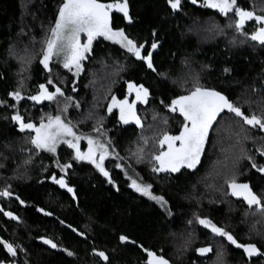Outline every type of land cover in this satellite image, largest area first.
<instances>
[{
  "label": "trees",
  "instance_id": "16d2710c",
  "mask_svg": "<svg viewBox=\"0 0 264 264\" xmlns=\"http://www.w3.org/2000/svg\"><path fill=\"white\" fill-rule=\"evenodd\" d=\"M60 2L0 0V101H9L8 92L17 85L20 68L17 57L38 53L39 44L33 48L30 38L34 37L36 41L42 39L43 27L54 22ZM128 3L131 25H126L121 16L113 13V28L123 29L139 43L146 42V47L153 39L158 40L159 46L153 53L154 64L159 72L167 74V78L157 77L142 62L130 58L118 45L101 38L93 42V54L84 62L85 69L79 77L74 78L71 73L55 65L53 75L59 74L66 82L59 86L81 105L79 110L74 107L68 110V119L74 124L80 121L76 124L80 133L91 132L94 121L85 119L89 111L97 116L103 115L108 135L116 143L120 154L128 156L141 146V134L148 139L146 148L151 149L154 135L165 129L159 119L153 120L154 114L167 117L166 130L170 134H178L182 118L178 115L172 118L160 100L168 103L175 96L185 94L184 88L191 85V75L199 74L201 84L226 93L238 103H243L247 98L251 85L260 87L264 79V49L250 47L251 42L231 45L229 39L232 30L226 28V18L214 10L200 7L199 3L193 5L190 0H181L182 8L178 13L171 12L166 0H128ZM238 3L247 10L264 14L261 11L264 0H238ZM214 23L224 30L223 35L210 30ZM255 26L248 22L245 30L251 33ZM153 30L157 33L156 37L152 36ZM10 49L15 56L10 54ZM25 49L28 51L25 52ZM225 67L231 69L228 77L223 74ZM30 72L27 89L34 92V85L43 82L46 74L41 71L38 60H33ZM73 79L77 81V92L71 91ZM233 80L239 84L230 83ZM128 81L143 84L151 92L147 105H136L144 124L142 130L133 124H119L115 111L107 114L105 110L111 95H116L118 99L128 96L129 101L134 99L128 94ZM262 96L264 93L251 95L256 103L244 104L246 114L249 108L257 114L264 111ZM19 110L26 120L31 119L38 124L41 115H55L57 109L54 103L49 105L43 102L42 105L33 106L32 102L24 100ZM9 114L0 108V164L3 165L0 167V188L10 186L13 198L18 196L25 203L22 207L17 199L7 202L0 198L5 211L13 212L22 221L19 224L11 223L0 213V238L17 242L25 249L26 257L23 253L18 255L21 264H104L93 258V248L104 251L109 256V264H144L146 255L141 248L119 245L117 237L120 234L162 255L171 264H217V252L221 245L224 264H264V257H255L250 262L241 251L222 238H214L211 232L195 221L196 216L207 217L218 226L225 227L238 242H255L264 249V241L250 231L255 224V228L264 233V217L259 213L245 217L246 205L226 195L224 183L235 171L239 182H248L257 194L264 192V175L241 158L243 148L253 155L258 165L264 163V157L255 152L257 147H264V139H260L264 133L252 130L249 135L257 139L237 144L234 135L237 124L224 116L210 131L201 162L194 172L182 170V174L157 181L151 178L152 173L145 164L135 165L140 177L153 184V192L169 201L172 216H166L155 202L129 188L124 174L111 164L108 167L119 191L84 164L75 165L70 170L72 174L69 179L79 197L77 207L70 196L46 179L51 172L57 171L51 165L50 154L41 153L33 157L30 164H23L27 153L21 149H27L30 145L24 143L23 134L13 131L10 120L4 119ZM9 143L11 148L6 149L4 145ZM70 151L65 145L57 149L61 162L69 159L67 154ZM45 166H49L47 171L44 170ZM37 208L54 215L38 214ZM61 219L65 225L59 223ZM68 225L84 232L88 239L79 238L68 229L71 228ZM40 237L52 239L75 255L68 257L65 252L41 246ZM201 247H211V251L200 256L195 250ZM4 258L5 253L0 247V260Z\"/></svg>",
  "mask_w": 264,
  "mask_h": 264
},
{
  "label": "snow or ice",
  "instance_id": "6c2138e0",
  "mask_svg": "<svg viewBox=\"0 0 264 264\" xmlns=\"http://www.w3.org/2000/svg\"><path fill=\"white\" fill-rule=\"evenodd\" d=\"M190 2L193 5L199 3L200 7L214 10L226 18V28L231 29L233 33L229 39L231 45L251 42L250 47L259 46L264 49V14L247 10L238 3V0H190ZM166 3L172 13H178L182 8L181 0H166ZM261 11L264 12V9ZM113 12L122 14L124 21L128 24L132 23L128 0H113V2L61 0L56 10L54 22H50L47 27L42 26L44 31L42 39L36 41L34 37L30 38L33 48L39 44L38 53L17 57L20 63L17 85L14 90L8 92L10 102L0 101V108H4L6 112L10 113L4 119L10 120L13 131L23 134L24 143L30 145L27 149H21L27 153L23 164H30L32 158L40 156L41 153L50 154L51 165L57 171L51 172L46 179L69 194L77 207H79V197L75 187L70 182L69 177L72 174L70 170H73L75 165H90L109 185L119 191L108 167L111 164L124 174L125 179L129 181L127 185L129 188L155 202L166 216H172L169 201L163 195H156L153 192V184L140 177L139 173L136 172L135 165L145 164L152 173L151 178L157 181L171 178L177 173L182 174V170L194 172L201 162L210 131L224 116L235 120L237 124V129L234 132L237 144L248 140L254 141L257 138L251 137L249 133L252 130L264 133V111L257 114L249 108V112L246 114L243 107L244 104L256 103L251 99L252 94L264 93V79L261 80L259 88L254 84L251 85L247 98L243 100V103H238L226 93L201 84L199 74L191 75V85L184 88L185 94L175 96L168 103L160 100V104L163 105L167 113L172 114V118H176L177 115L182 118L178 134H170L166 130L167 117H159L158 114H154L153 120L159 119L165 129L154 135L151 149L146 148L148 139L141 134V146L136 151L131 152L130 155L122 156L116 143L108 135L109 130L104 126L105 116H97L94 112L89 111L85 119L94 121L91 132L84 134L77 130L76 124L80 121L74 124L71 119H68V110L70 107L79 110L81 105L73 96L66 95L64 89L59 86L61 83L66 84L63 78L59 74L53 75L54 66L59 65L71 73L72 77H79L85 69L84 62L93 54V42L98 38H103L104 41L119 45V48L127 53L130 58L142 62L149 72L156 74L159 78H167V74L159 72L154 64L153 53L158 48L159 41L153 39L150 46L146 47V42L139 43L133 40L123 29H114L112 26ZM248 22H254L256 25L251 33L245 30ZM213 29L218 34H224V30L215 23L212 24L210 30ZM156 35V31L153 30L152 36L156 37ZM27 51L25 49V52ZM10 54L15 56L11 49ZM33 60H38L41 71L46 76L43 82H37L34 85V92H29L26 82L31 79L30 69ZM184 63L187 64V61ZM223 74L226 77L230 76L231 69L225 67ZM173 82L180 83L178 81ZM126 83L128 94L134 95L135 98L129 101L128 96H125L124 99H118L116 95H111L106 104V113L112 114L113 109H117L119 124H133L137 129L142 130L144 124L136 111V105L149 103L150 89L143 84H135L131 81ZM230 83L239 84L235 80ZM71 84V91L77 92L76 79H73ZM181 86L183 87V84ZM24 100L32 102L33 106L42 105L43 102H48L49 105L54 103L57 109L56 114L41 115L38 124L31 119L26 120L19 110L21 101ZM261 102L264 103V96L261 97ZM260 139H264V137H260ZM81 141L87 144L84 151L81 150ZM62 144L71 150L67 154L69 159L66 162H61L57 155V149ZM4 147L6 149L11 148V144H5ZM255 152L260 157H264V147H257ZM241 158L247 160L253 169L264 175V163L258 165L253 155L245 152L243 148H241ZM0 167L3 165L0 164ZM48 167L45 166L44 170L47 171ZM224 183L226 184L225 194L246 205L245 217L257 213L264 217V192L257 194L248 182H239L235 171L230 178L225 179ZM0 198L5 200L13 198L10 186L0 188ZM15 199L19 200V197L17 196ZM19 203L24 205L25 202L19 200ZM36 211L44 216L54 215V213L42 208H37ZM0 213L18 224L22 222L20 217L11 211H5L2 207H0ZM195 221L203 228L208 229L214 238H222L223 241L236 249H242L243 255L250 262L253 257H264V249L258 247L255 242H238L225 227L218 226L211 219L196 216ZM59 223L65 225V221L62 219ZM188 223L191 224L192 221L189 220ZM68 227L71 226L68 225ZM71 231L78 237L88 239L84 232H80L75 227H71ZM250 231L255 232V235L264 241V233L257 230L255 224L251 226ZM40 239L44 245L65 252L68 257L75 255L71 250L61 248L50 238L40 237ZM117 240L121 246L133 245L141 248L146 255L144 264H169V261L162 255L143 248L137 241L125 234H120ZM0 245H2V250L7 253V257L11 258L0 260V264H18L16 258L25 249L2 238H0ZM195 251L200 256H204L211 251V247H201ZM91 254L98 257L104 264H109V256L104 251L93 248ZM223 255V245H221L217 252V264H224Z\"/></svg>",
  "mask_w": 264,
  "mask_h": 264
},
{
  "label": "flooded vegetation",
  "instance_id": "af4514ba",
  "mask_svg": "<svg viewBox=\"0 0 264 264\" xmlns=\"http://www.w3.org/2000/svg\"><path fill=\"white\" fill-rule=\"evenodd\" d=\"M251 23H253V25L255 26V23L254 22H251ZM133 96V95H132ZM113 111H115V113L119 116V112H118V110L117 109H113ZM85 166H87V167H90V168H92L90 165H87V164H84ZM93 169V168H92ZM94 170V169H93ZM49 184H51V185H53L50 181H49ZM67 196H70L69 194H67L64 190H62ZM1 199H3V198H1ZM15 198H11V199H9V200H6L7 202H11V201H15L14 200ZM2 202V201H1ZM0 202V203H1ZM0 207H2V205L0 204ZM22 207H23V205H22ZM4 210H5V207H2ZM37 212V211H36ZM38 214H41V215H43L42 213H40V212H37ZM2 215H3V213H1ZM14 214V213H13ZM15 215V214H14ZM7 218V217H6ZM8 219V218H7ZM8 221H10L11 223H14V224H18L16 221H12V220H9L8 219ZM208 230V229H207ZM209 231V230H208ZM210 232V231H209ZM14 244H18L17 242L16 243H14ZM19 245V244H18ZM40 245L41 246H43V247H46V248H49L47 245H44L43 243H42V241L40 240ZM0 247L2 248V245H0ZM49 250H52V251H54V249H51V248H49ZM239 251H241L242 252V254H243V250H241V249H238ZM4 252V251H3ZM26 251H24L23 252V256L24 257H26V253H25ZM5 253V258L3 259V260H7V259H11V258H9V257H7V253L6 252H4ZM206 255V254H205ZM204 255V256H205ZM23 256H22V258H23ZM93 256V258L95 259V260H97V261H99V263L100 262H102L98 257H96V256H94V255H92ZM244 256V255H243ZM245 257V256H244ZM246 258V257H245ZM253 258H255V257H253ZM252 258V259H253ZM17 259V261H18V264H21V262H20V259H19V256L16 258ZM145 260H146V257H145V259H144V262H145ZM169 264H171V263H169Z\"/></svg>",
  "mask_w": 264,
  "mask_h": 264
},
{
  "label": "rangeland",
  "instance_id": "374dc122",
  "mask_svg": "<svg viewBox=\"0 0 264 264\" xmlns=\"http://www.w3.org/2000/svg\"><path fill=\"white\" fill-rule=\"evenodd\" d=\"M100 39V38H99ZM101 39H103V38H101ZM108 42H110V41H108ZM119 46V45H118ZM59 66V65H58ZM61 69H63L62 67H61ZM65 70V69H64ZM133 97H134V95H133ZM135 98V97H134ZM63 145V144H62ZM61 146V145H60ZM59 146V147H60ZM66 146V145H65ZM58 147V148H59ZM86 148H87V144H86V142H84V141H81V150L82 151H84V150H86ZM137 193V192H136ZM139 194V193H138Z\"/></svg>",
  "mask_w": 264,
  "mask_h": 264
},
{
  "label": "water",
  "instance_id": "95a60500",
  "mask_svg": "<svg viewBox=\"0 0 264 264\" xmlns=\"http://www.w3.org/2000/svg\"><path fill=\"white\" fill-rule=\"evenodd\" d=\"M113 13H115V12H113ZM117 15H119V16H121L122 17V14H120V13H116ZM123 18V17H122ZM124 20V19H123ZM125 22V24L126 25H131V24H128L126 21H124ZM70 231H71V228H68ZM72 232V231H71ZM75 234V233H74ZM76 235V234H75ZM79 238H81V239H84V238H82V237H79ZM242 250V249H241ZM247 258V257H246ZM247 260H249L248 258H247Z\"/></svg>",
  "mask_w": 264,
  "mask_h": 264
}]
</instances>
